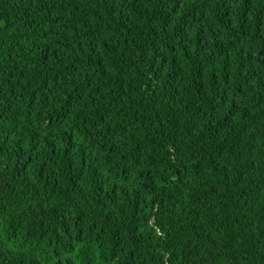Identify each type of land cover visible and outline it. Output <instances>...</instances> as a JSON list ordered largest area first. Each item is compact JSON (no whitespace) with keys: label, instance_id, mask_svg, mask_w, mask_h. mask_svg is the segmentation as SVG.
Instances as JSON below:
<instances>
[{"label":"trees","instance_id":"trees-1","mask_svg":"<svg viewBox=\"0 0 264 264\" xmlns=\"http://www.w3.org/2000/svg\"><path fill=\"white\" fill-rule=\"evenodd\" d=\"M0 264H264V0H0Z\"/></svg>","mask_w":264,"mask_h":264}]
</instances>
